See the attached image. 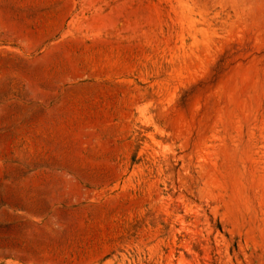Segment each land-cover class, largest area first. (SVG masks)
Listing matches in <instances>:
<instances>
[{
  "label": "rangeland",
  "instance_id": "374dc122",
  "mask_svg": "<svg viewBox=\"0 0 264 264\" xmlns=\"http://www.w3.org/2000/svg\"><path fill=\"white\" fill-rule=\"evenodd\" d=\"M0 264H264V0H0Z\"/></svg>",
  "mask_w": 264,
  "mask_h": 264
}]
</instances>
